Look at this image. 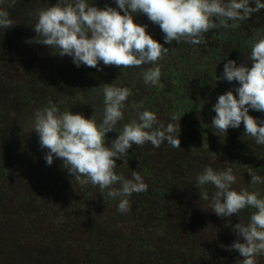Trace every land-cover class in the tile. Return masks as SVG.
Segmentation results:
<instances>
[{
  "label": "trees",
  "instance_id": "trees-1",
  "mask_svg": "<svg viewBox=\"0 0 264 264\" xmlns=\"http://www.w3.org/2000/svg\"><path fill=\"white\" fill-rule=\"evenodd\" d=\"M105 3L111 0H96L98 7ZM36 6V0H18L9 9L16 25L0 33V76L5 75L11 82V92L8 90L0 95V108L6 109V104L11 106L7 110L11 115L20 116L16 123L23 128L37 110L29 101L40 94L34 93L45 89L44 82L38 84L36 81L39 72L32 73V67L47 71L51 79H63L66 84L78 87L89 81L94 83L103 75L104 68L111 72L119 70L102 63L99 65L101 71L87 66L77 68L67 56H53L46 46L26 43L35 36L31 10ZM254 29H264V9L227 29L210 30L205 34L204 44L192 46L173 42L164 45L169 50L158 61L165 69L161 78L170 83L167 92L178 102V111L172 106L170 112L184 115L194 134L179 136L180 146L187 147L183 169L174 163L167 166L164 160H156L153 152H137L134 146L122 161L117 160L118 172L130 177L135 170L148 185L145 192L131 196L128 213H119L118 201L102 194L98 187L78 183L59 159H54L51 166L46 165L43 158L39 159L41 176L29 184H26L28 178L25 180L17 168L13 169L15 164L12 163L14 174L6 178L5 186L0 183V187H4L0 188V264H195L192 252L205 257L196 264H236L242 259L237 252L233 253L235 261L222 257V251L228 250L223 247L228 245L226 240L223 246L211 248L209 256L204 249L200 250L203 234L208 239L210 233L219 228L221 241L223 232H228L226 218H212L200 202L194 176L204 164L192 159L197 154L202 156L200 144L217 142L225 160L231 162L225 165H231L240 178L234 185L237 190L248 188L252 173L264 176V145H256L244 136L243 123L238 129H228L225 136L208 126L215 115L211 106L217 96L236 83L223 79L213 82L214 73L221 77L223 64L228 59L235 60L238 65L245 62ZM160 31L156 29L155 34L160 35ZM154 39L163 44V33L158 37L154 35ZM27 71L31 73L24 75ZM46 76L48 78V74ZM178 87L184 100L176 99ZM76 107V113L90 118V108ZM98 107L103 110L102 101L98 102ZM198 114L204 120L197 119ZM249 115L264 119L261 112L250 110ZM210 131L216 138L211 141L207 137ZM112 135L114 133L106 135L108 143ZM40 153L44 155L41 148ZM190 169L192 177L189 179L185 176ZM152 186L159 192L156 203L149 193ZM255 187L264 193V185L249 190ZM246 217L247 212L244 213ZM187 247L189 252L185 253ZM213 256L217 259L212 260ZM258 264H264V256L258 258Z\"/></svg>",
  "mask_w": 264,
  "mask_h": 264
},
{
  "label": "clouds",
  "instance_id": "clouds-1",
  "mask_svg": "<svg viewBox=\"0 0 264 264\" xmlns=\"http://www.w3.org/2000/svg\"><path fill=\"white\" fill-rule=\"evenodd\" d=\"M17 2L0 0V33L16 25L9 9ZM36 5L31 10L35 36L26 43L46 46L53 56H67L77 68L101 71V63L120 70L150 65L142 69V82L155 86L161 77L158 61L169 50L164 45L204 44L210 30L227 29L247 20L264 9V0H111L103 7H98L96 0H36ZM137 15L146 16L159 27L163 44L147 33L146 24L134 23ZM250 41L244 63L228 59L222 76L214 73L213 82L223 79L236 83L217 96L211 106L215 115L208 126L225 136L228 129H238L243 123L244 136L264 145V119L249 115L250 110L264 113V29H254ZM102 92L99 120L50 105L34 111L32 127L46 165L61 160L73 179L98 187L102 194L118 201L119 213L126 214L131 209V196L145 192L148 185L135 170L130 177L118 172L117 160L122 161L133 145L150 143L158 148L167 143L179 148L181 129L179 120H161L157 113L139 105L128 122L118 127L132 90L111 83L104 84ZM108 133H116L110 144H106ZM250 177L248 188L237 190V176L231 167L206 165L194 176L205 209L220 218H239L232 226L236 239L229 249L242 258L236 264H258V258L264 256V193L259 187L249 190L264 185V176L252 173Z\"/></svg>",
  "mask_w": 264,
  "mask_h": 264
},
{
  "label": "rangeland",
  "instance_id": "rangeland-1",
  "mask_svg": "<svg viewBox=\"0 0 264 264\" xmlns=\"http://www.w3.org/2000/svg\"><path fill=\"white\" fill-rule=\"evenodd\" d=\"M134 23L146 24L147 25L146 31L153 37V39H154V35L158 37L162 34L161 31L159 32L161 33L160 35L158 33L155 34V30L156 29L159 30V27L148 21L146 16L143 15L135 16ZM148 67H150V65H144L141 66V68H130V69L122 68L121 70L115 69L113 72H111V69L109 70V68H104L103 75H101L98 79H96L94 83L92 81H89L87 84L84 83V86H80V87H78L77 85L71 86L72 85L71 83L66 84L63 79H61V81L57 79H51L49 78L51 77V74L47 73V71L40 70L38 66L32 67L30 69L32 73L39 72L38 73L39 78L38 80L36 79V81L38 82V84L40 83L39 81L44 82L45 89L44 90L40 89V91L34 93V95H37L38 93L40 94L34 96L32 100H30L31 102L29 101V104L34 105L36 109L49 107L50 105H57L61 110L71 111L74 114L76 113V109H77L76 106L81 105L82 108L86 107L85 108L86 110L87 108H90V115H89L90 118L92 117L99 120L102 117V110L99 109L98 102H101L103 100L102 99L103 86L104 84L116 83L119 86L129 87L132 90V95L128 98V101H126L125 103L124 120L121 122V124H118V127L122 126L123 123L128 122L129 118L133 116L136 107L139 105L141 109L147 108L148 110L157 113L158 117L161 120L172 121V122H175V120H179L180 129H181L180 136L186 135L189 137L191 133L194 134V130L190 129V125H189L190 123L185 120L184 115L175 112L177 115L176 116L174 112L172 111L170 112V107L172 108V106H176L175 111H178L177 108L178 102L173 98H170V95L167 92L170 83H167L165 79L161 80L162 75H164L165 73V69L162 66H161L160 81L158 82L157 85L145 86L143 84L142 69H146ZM29 73L31 72L30 71L24 72V75L25 74L29 75ZM46 73L48 74V78L46 76L47 75ZM49 79L53 83L50 82ZM10 83H11L10 81H7L5 75L0 76V95L6 93L8 90L11 92ZM31 84L32 86H34L33 82ZM93 87H94V91H93ZM90 91L92 92L90 93ZM176 99L177 100L185 99V97L183 96V92L179 87L177 89ZM7 109L8 107L6 109H2L5 113H3L2 110H0V116H1L0 121L9 123L11 127L15 129L14 132H12V136H11L13 137L12 141H17V142L24 141L25 143H27L28 146L30 147L31 154L35 157V160L31 163L30 166L31 172L34 173L33 174L34 176L28 178L27 184H29L33 182L35 179H39V176H41L42 165H40L39 159L43 158V155L40 153L38 136L33 131V127H32L33 116H31L29 119L27 118L28 119L27 126L23 128L16 123L17 121L16 119H18L20 116L18 114L11 115L9 113V110ZM196 117L199 120H204V118H202L203 116L200 117L199 114ZM6 130H11L9 125L8 128H6ZM115 137H116V133H114V135L111 136L110 140L114 139ZM207 137H209L208 139L210 141L216 139L214 132L212 131L208 133ZM106 144H110V142L108 143L107 140ZM133 146L137 152H141L143 150H146L148 152H153L152 154L154 155L156 160H161V161L164 160L167 163V165H171L173 163L172 156H175L178 151L179 152L187 151V147L179 146V148L178 147L174 148L168 145L167 143L161 144L160 147L158 148H153V146L150 143H145L143 146H136V145ZM220 147L221 146L219 143L217 142L213 143L212 141L207 145L200 144L199 150L202 153V156H199L197 154L198 156L195 155L192 160L194 162L196 161L198 164L202 163L204 164V166L210 165L216 169L230 167L231 165L230 166L225 165L231 162L225 160L226 158L221 154L223 151L220 150ZM130 150L131 149H129L128 152H130ZM196 153L197 152H194V154ZM164 176H166V174ZM237 179L240 180L239 177H237ZM149 193L151 194V199H153L154 202L156 203L159 199L158 188L152 186L151 189L149 190ZM238 222L239 219L237 220V223ZM219 232H220L219 228L217 230L215 229V231H213V234L212 232L210 233V238L206 240L205 238H203V242L201 244L202 248H200V250L204 249L206 251L205 254H208V256L210 255L209 250L211 248H214L213 244L215 243V241L213 240V237L219 235ZM218 239H220V235L218 236ZM186 252H189V247H187V249L185 248V253ZM191 258L192 260H195V264L198 263L199 260L205 259V257L202 258L198 257L195 252L191 253ZM210 258L212 260L213 258L217 259L216 256Z\"/></svg>",
  "mask_w": 264,
  "mask_h": 264
},
{
  "label": "flooded vegetation",
  "instance_id": "flooded-vegetation-1",
  "mask_svg": "<svg viewBox=\"0 0 264 264\" xmlns=\"http://www.w3.org/2000/svg\"><path fill=\"white\" fill-rule=\"evenodd\" d=\"M161 80H163V79H161ZM6 101H7V99L5 98L4 104ZM6 106L9 107V105H7V104H6ZM0 110H2V108H0ZM6 123L0 121V174H1L0 175V183L2 182L3 185L6 184V181H5L6 178L9 177L10 175L14 174V172L12 171V168H11L12 163L15 164L13 166V169L17 168V171L21 172L23 174V176H25V180L27 178L33 177L34 173L31 172L30 166H31V163L35 160V157L31 154L30 147L28 146L27 143H25L24 141H21V142L12 141L13 137H11V136H12V132H14L15 129L13 127H11V125L9 123H7V124ZM8 125L10 126L11 130H6V128H8ZM186 156H187L186 152H179L178 151L175 156H172L173 157L172 162L174 163V165H177L179 169H183L184 166L182 163H183L184 159L186 158ZM9 168H11V169L6 171ZM185 177L189 178V179L192 177L191 169ZM0 188L3 190L4 187L1 186ZM193 206L194 205H192V207L190 209H192ZM195 207L197 209H199L198 206H195ZM206 210L208 211L209 215L212 218H219L214 214V212L211 209H206ZM245 212H247V210H245ZM238 219L239 218L237 215H233L231 217H226V230L228 233L223 232L224 236L222 235L221 241L218 239L219 235H217L216 237H213V240L215 241V243L213 244V247L223 246L224 240H226L228 242V245L223 246L224 248L228 249V250L222 251L223 257H230V258L234 259L233 253H235L236 251L235 250H229V249H230V245L236 239V236L232 230V226L237 223ZM212 234H213V232H212ZM203 236L206 240L207 239L206 235L203 234ZM220 237H221V235H220ZM231 238L233 240H231ZM217 239H218V241H217ZM217 242H219V244H217ZM201 244H202V242H201ZM225 254H227V255H225ZM234 261H235V259H234Z\"/></svg>",
  "mask_w": 264,
  "mask_h": 264
}]
</instances>
